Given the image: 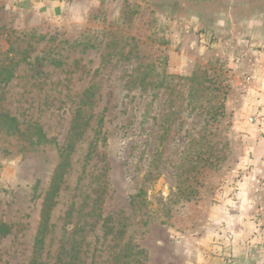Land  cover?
Wrapping results in <instances>:
<instances>
[{"label":"rangeland","instance_id":"374dc122","mask_svg":"<svg viewBox=\"0 0 264 264\" xmlns=\"http://www.w3.org/2000/svg\"><path fill=\"white\" fill-rule=\"evenodd\" d=\"M261 108L264 34L140 0L0 5V264L31 263L62 151L37 264H264Z\"/></svg>","mask_w":264,"mask_h":264},{"label":"flooded vegetation","instance_id":"af4514ba","mask_svg":"<svg viewBox=\"0 0 264 264\" xmlns=\"http://www.w3.org/2000/svg\"><path fill=\"white\" fill-rule=\"evenodd\" d=\"M14 0H0L6 5ZM160 13L180 16L213 33L244 30L264 34V0H140Z\"/></svg>","mask_w":264,"mask_h":264},{"label":"trees","instance_id":"16d2710c","mask_svg":"<svg viewBox=\"0 0 264 264\" xmlns=\"http://www.w3.org/2000/svg\"><path fill=\"white\" fill-rule=\"evenodd\" d=\"M8 120L10 121V123L14 122L12 118ZM71 129L73 136H76L77 131L75 129H77V127L76 128L72 127ZM60 157H61V162L55 168L50 181L48 191L46 192L42 200L41 210H40V220H39L35 243H34V256L30 264L38 263L37 260L41 255V251L43 250L44 239L50 228H52V225L50 224V212L54 207V205L56 204L55 198L57 196V192L59 190L61 179L64 175V170L67 166L69 156L68 153H64L62 151ZM9 231H10V227L8 225L0 224V238L6 237L9 234ZM59 261L62 262L61 259Z\"/></svg>","mask_w":264,"mask_h":264},{"label":"built area","instance_id":"2783aa9c","mask_svg":"<svg viewBox=\"0 0 264 264\" xmlns=\"http://www.w3.org/2000/svg\"><path fill=\"white\" fill-rule=\"evenodd\" d=\"M249 122L254 125H263L264 124V108H261L260 112L256 113L249 117Z\"/></svg>","mask_w":264,"mask_h":264}]
</instances>
